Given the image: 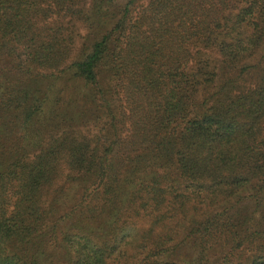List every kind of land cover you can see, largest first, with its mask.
Masks as SVG:
<instances>
[{"label": "trees", "instance_id": "16d2710c", "mask_svg": "<svg viewBox=\"0 0 264 264\" xmlns=\"http://www.w3.org/2000/svg\"><path fill=\"white\" fill-rule=\"evenodd\" d=\"M0 264H264V0H0Z\"/></svg>", "mask_w": 264, "mask_h": 264}, {"label": "rangeland", "instance_id": "374dc122", "mask_svg": "<svg viewBox=\"0 0 264 264\" xmlns=\"http://www.w3.org/2000/svg\"><path fill=\"white\" fill-rule=\"evenodd\" d=\"M93 125H95V123H93V122H90V123L88 124V126H93ZM64 126H66V125L62 124V128H63ZM252 193H253V192H252V190H251L250 188H245L243 191H241V192L239 193L240 196L244 197L243 200H242L243 204H246V203L249 202L248 199H246V198H248V196L251 195ZM246 206H247V205H246ZM253 216H254V217H257V213H255ZM246 226H247V227H246V230L249 231V230L251 229V227L253 228V222H252V221H248ZM247 255H248V252L245 251V252H243V256H241V257L243 258V257H246ZM243 259H244V258H243ZM243 259H240V260H243Z\"/></svg>", "mask_w": 264, "mask_h": 264}]
</instances>
